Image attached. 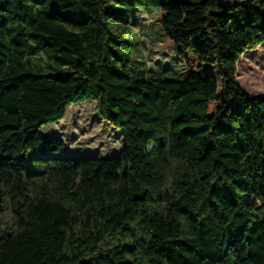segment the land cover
Segmentation results:
<instances>
[{
	"label": "trees",
	"instance_id": "obj_1",
	"mask_svg": "<svg viewBox=\"0 0 264 264\" xmlns=\"http://www.w3.org/2000/svg\"><path fill=\"white\" fill-rule=\"evenodd\" d=\"M140 6L186 77L134 75ZM263 41L264 0H0V264H264V97L237 78ZM91 98L117 156L42 131Z\"/></svg>",
	"mask_w": 264,
	"mask_h": 264
},
{
	"label": "rangeland",
	"instance_id": "obj_2",
	"mask_svg": "<svg viewBox=\"0 0 264 264\" xmlns=\"http://www.w3.org/2000/svg\"><path fill=\"white\" fill-rule=\"evenodd\" d=\"M126 13L130 15L131 22L122 31L132 42L134 75L152 79L186 77L189 66L182 58L167 51L168 37L160 21L162 12L158 8L140 6ZM113 27L120 31V26ZM239 59V84L249 94L264 97V41L254 49L245 50ZM32 60L43 65L49 62L44 53L36 54ZM42 131L47 136L54 135L66 142L67 149L63 155L117 156L124 147L121 132L104 120L96 98L70 103L65 116L46 124ZM261 207L260 213L264 214V203Z\"/></svg>",
	"mask_w": 264,
	"mask_h": 264
}]
</instances>
